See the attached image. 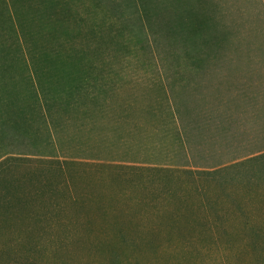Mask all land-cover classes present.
<instances>
[{"label":"rangeland","instance_id":"1","mask_svg":"<svg viewBox=\"0 0 264 264\" xmlns=\"http://www.w3.org/2000/svg\"><path fill=\"white\" fill-rule=\"evenodd\" d=\"M188 5L208 35L198 53L153 42L134 16L125 27L91 0H0V69L22 47L28 55L20 18L34 28L63 12L73 32L77 18H103L121 34L96 51L90 89L110 87L100 107L63 115L52 142L38 117L23 121L27 134H0L12 170L0 177V264H264V159L222 170L264 152V0ZM11 72L0 77V121L7 88L26 98Z\"/></svg>","mask_w":264,"mask_h":264},{"label":"trees","instance_id":"2","mask_svg":"<svg viewBox=\"0 0 264 264\" xmlns=\"http://www.w3.org/2000/svg\"><path fill=\"white\" fill-rule=\"evenodd\" d=\"M91 1L100 13L106 8V11H112L110 13L113 15L116 14V18L125 27L131 22L126 14L134 16L136 31L143 32L153 42L160 37L167 38L173 43L184 45L194 53L201 51L207 44L208 35L205 32L204 22L198 20L192 8H189L188 0H109V5H105V7L100 6L102 0ZM57 6L61 11L60 5L57 4ZM63 15L62 12L55 20L47 21L46 26L44 23H40L34 28L29 25V21L26 19L16 20L18 25L16 41L24 45L28 55H23L22 47L20 54L15 53L14 63L0 69V77H11V69L15 67V74L21 77L27 91L25 100L19 101L8 99L7 96L11 95L10 89L7 88L3 92L5 115L0 121L2 137H7L8 134L15 137L16 132L20 135L27 134L29 125L28 123L23 124V121L30 118L29 123L34 124L38 117L45 126L49 139L51 138L50 128H58L63 115H70L76 110H84L81 112L86 116V111L103 104L104 99L100 93H104V90L109 91L110 87L106 84L102 86L100 83L97 87L95 86L96 88L94 87L95 90L90 89L88 82L93 80L92 74L97 70L93 62L98 60L95 55H97L96 51L101 50L100 45L107 47L110 43L112 44V37L117 38L121 34L116 32V35L109 36L111 24H106V19L97 20L95 17L92 18V21L77 18L81 28H76L73 32L74 30H69L68 23L70 19H74V16L63 19ZM57 32L62 33L63 38L58 36ZM77 34L83 36L84 47L86 45V50L90 51L91 58L85 54V49L79 46L76 48V42L72 38ZM94 44L95 48H90ZM79 52L81 53L79 54ZM188 54L186 59L190 60ZM79 72L84 74V78L77 76ZM23 111H26L25 114ZM261 159H264L263 151L254 157L228 165V167L224 166L222 170ZM10 160L8 157H0V177L12 171L9 166ZM14 163H12L11 169ZM63 164L60 168L67 166L66 162ZM94 166L97 168L101 165L94 163ZM121 166L130 172L160 170L157 169L160 167H145L143 169L133 165ZM3 179L0 178V185L4 184ZM11 183L13 184L12 180ZM11 183L9 186L11 189H5L17 195V188L12 187ZM16 195H14L15 200L21 204L22 199L20 201L15 197ZM6 212L8 209L0 206V213L6 214Z\"/></svg>","mask_w":264,"mask_h":264}]
</instances>
